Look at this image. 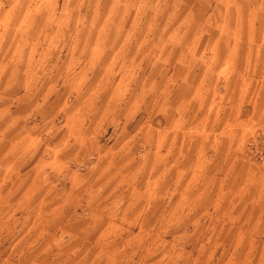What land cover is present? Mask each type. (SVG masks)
Returning <instances> with one entry per match:
<instances>
[{
    "label": "rangeland",
    "instance_id": "obj_1",
    "mask_svg": "<svg viewBox=\"0 0 264 264\" xmlns=\"http://www.w3.org/2000/svg\"><path fill=\"white\" fill-rule=\"evenodd\" d=\"M0 129V264H264V0H0Z\"/></svg>",
    "mask_w": 264,
    "mask_h": 264
},
{
    "label": "crops",
    "instance_id": "obj_2",
    "mask_svg": "<svg viewBox=\"0 0 264 264\" xmlns=\"http://www.w3.org/2000/svg\"><path fill=\"white\" fill-rule=\"evenodd\" d=\"M8 129H5V131H7ZM25 130L26 133L23 134V136H29L30 132V127L29 125L25 124ZM0 134H1V129H0ZM2 136H0V191H3L4 187L2 184V182L5 179H11L14 177H17V175L13 172H8L6 173V169H15V167H17L18 162L22 161V162H26L30 159L29 154H30V146L28 143V140H24L22 142H19L17 140V138H12L10 136V134L6 133L5 137L1 138ZM21 155V157H17ZM67 155L66 153L63 155L65 156ZM45 159V157H43ZM62 160L64 159H68L67 157H61ZM47 160V158H46ZM6 171V172H5ZM13 188V186H11ZM13 189H11V193H13ZM127 222L130 221V219L126 220ZM151 219L146 220L147 225L148 223H151ZM158 229H160V224H157ZM163 226V225H162ZM159 232V230H158ZM131 247L130 250L126 249V251H121V249H119V247L113 248L114 250H116V252L118 253L119 250L120 252H122L123 254H120V256L122 257H128V253L129 256H131L133 254V247L132 245H129ZM126 248V246H125ZM119 254L116 255V257H120ZM147 257V256H146Z\"/></svg>",
    "mask_w": 264,
    "mask_h": 264
}]
</instances>
